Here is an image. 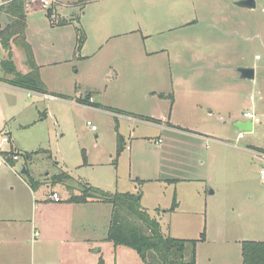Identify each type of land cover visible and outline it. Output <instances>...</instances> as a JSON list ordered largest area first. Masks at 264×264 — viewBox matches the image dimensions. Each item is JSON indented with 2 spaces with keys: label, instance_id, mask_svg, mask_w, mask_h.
I'll list each match as a JSON object with an SVG mask.
<instances>
[{
  "label": "rangeland",
  "instance_id": "obj_1",
  "mask_svg": "<svg viewBox=\"0 0 264 264\" xmlns=\"http://www.w3.org/2000/svg\"><path fill=\"white\" fill-rule=\"evenodd\" d=\"M28 1L26 35L40 75L48 89L72 97L1 83L12 75L2 66L10 55L0 43V159L10 162L0 166V217L30 213L22 207L24 166L41 181L66 170L76 178L73 190L52 184L49 195L56 191L67 200L85 183L109 192L141 191L165 233L199 239L206 232L197 246L199 264H242L243 241H264V0L254 9L237 6L238 0H95L82 9L58 0L50 12L70 19L67 24H54L51 7L40 0ZM0 21L3 28L2 13ZM79 30L86 34L82 48ZM12 53L17 69L29 72L26 52L13 44ZM243 66L255 68L254 79L241 78ZM247 109L260 121L238 137L230 122L246 120ZM169 114L178 124L216 134L178 143L187 151L176 152L191 161L176 159L192 166L177 163L184 169L175 167L179 180L172 183L164 179L174 165L157 167L161 124L149 117ZM169 137L163 133L165 144ZM12 147L20 153L15 165ZM40 149L51 150V157L41 153L26 166L23 153ZM156 177L163 180L141 179ZM175 195L179 207L166 211ZM88 212L92 221L98 216V225L105 220V211ZM127 254L131 264H145L135 249Z\"/></svg>",
  "mask_w": 264,
  "mask_h": 264
},
{
  "label": "crops",
  "instance_id": "obj_2",
  "mask_svg": "<svg viewBox=\"0 0 264 264\" xmlns=\"http://www.w3.org/2000/svg\"><path fill=\"white\" fill-rule=\"evenodd\" d=\"M1 83L11 87H17L11 85L7 81H1ZM49 91L52 93L55 92L51 89H49ZM52 93L43 94L44 96L52 98L61 97L69 99L72 97L61 93L57 94L58 92H55V94ZM201 106L202 105H196L197 110H199ZM189 108H192L191 105ZM219 109L225 110V108ZM192 110H195V108L193 107ZM225 113H229V111L225 110ZM149 117L153 119H151L152 122L161 124L159 127L160 136H158L161 155L157 167L162 169L166 161L174 165V170L169 173L171 177L164 179L171 183L179 180L178 176L175 177L176 170L192 166L190 163H186V161L176 159L177 155L185 160L188 159L191 161L189 155H180L176 152V150L179 152L178 149L187 151L185 147L179 146L178 143L193 144L186 140L189 139V137H204L207 140L216 139V134L214 132L209 130L203 132L184 124H178V122L171 120L170 114L168 118L163 117L159 119L151 116ZM222 119L225 120L224 117H222ZM237 121L240 120L234 118L230 123L235 126ZM235 128L238 129L236 126ZM238 130L240 131L238 137L243 136V132L240 129ZM166 131L169 132L170 135L168 144L164 143L163 138V133ZM190 151L191 150L188 152ZM12 162L13 165H15L16 162ZM177 163L183 164L185 167L178 168L176 166ZM57 164L60 166L59 162H57ZM262 165H264V163H262L261 166ZM23 174H26V172ZM141 179L144 180L142 182L146 180H163V178L157 177ZM22 181L25 183L27 191L26 197L22 200L24 204L22 207H25V209L28 207L27 211L30 213L27 216L14 215L7 218L0 217V264H131L135 262L134 259L128 260L127 258V251L129 248L124 246L115 247L111 241L107 240L112 217V206L110 204L99 201L75 203L69 202L66 199L55 201L51 198V194H48V190L52 184L48 182L47 178L37 190H34L25 178ZM63 186L66 188L65 185ZM40 191L43 192V195L38 197L37 194ZM143 207L148 211L150 210L144 205ZM90 209H93L96 213L105 211V220L101 222L100 225H98L97 215L93 216L95 218L94 221L91 220L89 215L91 213H87ZM2 224L5 226L9 225V227L5 229V227L1 226ZM35 231L38 232L37 237H35ZM223 242L227 244L231 243L230 240H223ZM197 263L199 264L198 252ZM211 263L212 260L209 259L208 264ZM225 264H233V262H227ZM242 264H245L244 259H242Z\"/></svg>",
  "mask_w": 264,
  "mask_h": 264
},
{
  "label": "trees",
  "instance_id": "obj_3",
  "mask_svg": "<svg viewBox=\"0 0 264 264\" xmlns=\"http://www.w3.org/2000/svg\"><path fill=\"white\" fill-rule=\"evenodd\" d=\"M94 0H73V5L83 6ZM28 0H9L2 6L1 13L6 16L7 23L0 30V42L6 50L10 59L2 60V66L6 73L12 75L6 79L11 85L25 88L44 94H50L45 81L40 75V67L36 63L32 46L27 40V17ZM49 9V16H51ZM70 20V19H69ZM68 19L59 20L58 24L69 23ZM78 48H82L86 34L79 30ZM13 44L22 48L27 54V62L30 71L22 73L17 69L13 60ZM165 96V94H161ZM107 110V108H104ZM124 149V138L119 137L118 155ZM17 153L13 147L10 150ZM41 153H52L49 149H40L31 152H24L26 166L33 162ZM27 180L34 190H37L44 181L36 178L29 171L26 172ZM51 184H63L72 191L71 182L76 178L68 171L55 172L47 179ZM81 194L70 193L67 199L69 202L87 203L99 201L112 206V217L108 231L107 240L115 247L124 246L135 249L145 264H198L197 246L199 242L206 240L204 231L199 239L178 238L165 233L161 222L153 217L142 205V192H109L90 183H85L80 189ZM179 207L177 195L174 196L172 206L166 211H175ZM242 255L245 264H264V241H243Z\"/></svg>",
  "mask_w": 264,
  "mask_h": 264
},
{
  "label": "built area",
  "instance_id": "obj_4",
  "mask_svg": "<svg viewBox=\"0 0 264 264\" xmlns=\"http://www.w3.org/2000/svg\"><path fill=\"white\" fill-rule=\"evenodd\" d=\"M41 2H42V4L45 6V7H53V5H54V3H56V2H58V0H40ZM9 2V0H0V13H1V8H2V6L3 5H5L6 3H8ZM51 7V8H52ZM51 19L53 20L52 22L54 23V24H58V22H59V20L54 16V13L52 12V14H51ZM244 116H245V118L246 119H250V120H252L253 121V123H254V125H255V123L256 122H259L260 121V118L256 115V113L254 112V111H251V110H247V111H245L244 112ZM88 123V125H91L92 124V122L91 121H88L87 122ZM92 129H96V126L95 125H92ZM3 141L4 142H8L9 141V138H8V136H6V135H4L3 136ZM11 152V151H10ZM20 153L18 154V153H13L12 154V160L14 161V162H16V161H18L19 159H20ZM263 157H264V154H263ZM7 163H10L8 160H6L5 158H1L0 159V166H2V165H4V164H7ZM261 177H262V179L264 180V165H262L261 166ZM51 198L53 199V200H55V201H61L62 200V196L60 195V193L59 192H53L52 194H51ZM38 236V232L37 231H35V237H37Z\"/></svg>",
  "mask_w": 264,
  "mask_h": 264
},
{
  "label": "water",
  "instance_id": "obj_5",
  "mask_svg": "<svg viewBox=\"0 0 264 264\" xmlns=\"http://www.w3.org/2000/svg\"><path fill=\"white\" fill-rule=\"evenodd\" d=\"M236 5L239 7H245L254 9L256 8V0H238L236 1ZM2 29V22L0 21V30ZM239 72L241 75V78L243 79H254L255 78V68L250 66H243L239 67ZM235 126L238 127V129L245 131V132H253L254 131V123L250 119L237 121L235 123ZM23 173L26 172V167L22 170Z\"/></svg>",
  "mask_w": 264,
  "mask_h": 264
}]
</instances>
